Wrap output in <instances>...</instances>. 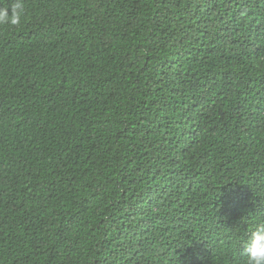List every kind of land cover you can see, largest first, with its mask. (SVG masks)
I'll return each mask as SVG.
<instances>
[{"label": "trees", "instance_id": "obj_1", "mask_svg": "<svg viewBox=\"0 0 264 264\" xmlns=\"http://www.w3.org/2000/svg\"><path fill=\"white\" fill-rule=\"evenodd\" d=\"M23 4L0 26V264H245L264 0Z\"/></svg>", "mask_w": 264, "mask_h": 264}, {"label": "clouds", "instance_id": "obj_2", "mask_svg": "<svg viewBox=\"0 0 264 264\" xmlns=\"http://www.w3.org/2000/svg\"><path fill=\"white\" fill-rule=\"evenodd\" d=\"M25 13L23 0L15 3L11 9L0 7V26H19ZM245 264H264V222L257 223L243 243Z\"/></svg>", "mask_w": 264, "mask_h": 264}]
</instances>
